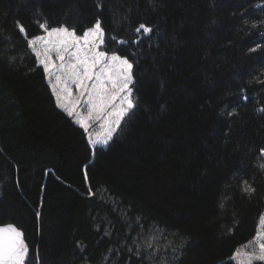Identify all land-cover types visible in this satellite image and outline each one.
Wrapping results in <instances>:
<instances>
[{
	"label": "trees",
	"instance_id": "16d2710c",
	"mask_svg": "<svg viewBox=\"0 0 264 264\" xmlns=\"http://www.w3.org/2000/svg\"><path fill=\"white\" fill-rule=\"evenodd\" d=\"M96 22L134 106L92 147L29 41ZM262 151L264 0H0V225L26 264H235L264 212Z\"/></svg>",
	"mask_w": 264,
	"mask_h": 264
},
{
	"label": "rangeland",
	"instance_id": "374dc122",
	"mask_svg": "<svg viewBox=\"0 0 264 264\" xmlns=\"http://www.w3.org/2000/svg\"><path fill=\"white\" fill-rule=\"evenodd\" d=\"M59 107L94 146L107 145L134 106L132 65L103 48L99 22L82 34L44 29L29 41ZM260 158L264 165V151ZM235 264L264 261V212L254 238L233 255Z\"/></svg>",
	"mask_w": 264,
	"mask_h": 264
},
{
	"label": "water",
	"instance_id": "95a60500",
	"mask_svg": "<svg viewBox=\"0 0 264 264\" xmlns=\"http://www.w3.org/2000/svg\"><path fill=\"white\" fill-rule=\"evenodd\" d=\"M27 255L22 231L12 224L0 225V264H26Z\"/></svg>",
	"mask_w": 264,
	"mask_h": 264
}]
</instances>
